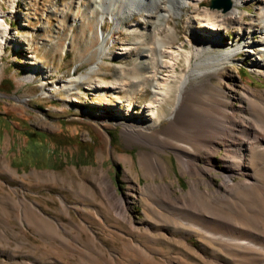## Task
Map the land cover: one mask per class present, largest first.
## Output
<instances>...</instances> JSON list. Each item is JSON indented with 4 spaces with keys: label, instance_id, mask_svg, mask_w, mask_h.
<instances>
[{
    "label": "rangeland",
    "instance_id": "374dc122",
    "mask_svg": "<svg viewBox=\"0 0 264 264\" xmlns=\"http://www.w3.org/2000/svg\"><path fill=\"white\" fill-rule=\"evenodd\" d=\"M213 1L202 0V6L223 11L212 8ZM93 2L0 0L1 26L15 35L0 45V264H237L177 225L168 207L162 211L166 218L153 212L159 207L144 194L150 183H173L180 195L189 190L192 176L182 172L170 150L157 152L167 172L152 174L141 162L153 149L128 139L123 130L132 118L127 113L138 114L154 85L170 73L168 96L156 116L166 127L180 80L190 69L209 66L207 55L231 50L244 32L227 27L219 46L197 55L200 45L191 41L188 11L170 15L165 24H145L136 16L117 26L109 15L103 20ZM12 9L14 15L8 13ZM241 10L245 29L261 25L259 3L247 2ZM133 24L139 27L132 29ZM123 47L130 50L121 56ZM147 48L156 49L152 57L158 59L150 60ZM250 55L241 50L232 56L224 83L218 77L222 72L205 79L200 98L227 92L239 106L246 87L264 93V77L255 72ZM163 60L175 63L174 73ZM98 83L107 87L95 89ZM118 84L122 87L113 89ZM223 153L215 156L216 163ZM217 167L209 176L213 182L202 189L221 190L222 165ZM107 180L128 202L127 220L106 194Z\"/></svg>",
    "mask_w": 264,
    "mask_h": 264
},
{
    "label": "bare ground",
    "instance_id": "6f19581e",
    "mask_svg": "<svg viewBox=\"0 0 264 264\" xmlns=\"http://www.w3.org/2000/svg\"><path fill=\"white\" fill-rule=\"evenodd\" d=\"M247 2H257L260 5L261 14L256 22L261 25L255 26L253 30L252 27L244 28L248 23L244 22L241 6ZM231 3L232 9L227 12L203 7L202 0H94L92 8L103 15V20L105 16H111L117 26L124 19L136 16L145 24H165L170 15L181 16L184 11H188V18L193 22L194 29L191 41L200 45L196 50L197 55L219 46L223 42L222 31L227 27H236L239 35L244 32L245 36H240L243 40L233 42L231 50L207 55L205 64L209 66H205L203 70L190 69L180 80L178 102L172 107V117L166 127L161 128V122L156 121V116L157 108L164 101L163 98L168 96L167 84L173 78L170 73L160 78L159 84L154 85L151 100L138 114L127 113L137 120H128L124 124L123 134L128 139L153 149L152 152H146L141 162L152 174L167 172L166 163L157 152L170 150L177 155L182 172L192 176L189 190L180 195L173 189V183H150L144 194L151 203L159 207L157 210L153 209V212L166 218L167 215L162 211L164 207H168L177 225L215 245L218 252L226 254L232 262L264 264V93L246 87L238 95L239 106L233 103L227 92L200 98L208 77H217L222 72L218 77L223 83L226 81L225 66L241 50L251 54L250 57L255 61V72L264 77V58L258 57L264 55V0H231ZM15 12L14 9L8 11L12 15ZM3 18L5 15L3 16L0 4L1 46L3 41L8 43L15 36L9 29L1 26L5 24ZM138 27V24L131 26L132 29ZM252 33L259 34L260 37L250 38ZM129 50L130 47L120 49L121 56ZM147 52L149 59L158 53L152 48ZM29 53L33 54L31 51ZM173 56L178 58V55ZM32 60H37L35 55H32ZM28 62L35 64L34 61ZM161 63L174 73L175 63L164 60ZM155 73L156 71L152 72V79L157 78ZM34 75L35 72L29 79ZM106 87V84L98 83L95 89ZM117 87L121 88L122 85H115L113 89ZM221 149L224 150L218 162L222 165L220 176L224 178L221 190L202 189L203 184L210 185L213 182L212 172L218 169L215 156ZM120 159L132 162L131 157L120 156ZM203 177L209 179H202ZM236 177L242 179L236 181ZM107 185L110 191L106 194H110L117 214L127 220L130 211L128 202L117 194L111 180H107ZM236 199L239 203L234 202ZM231 212H239L242 218L231 216Z\"/></svg>",
    "mask_w": 264,
    "mask_h": 264
},
{
    "label": "water",
    "instance_id": "95a60500",
    "mask_svg": "<svg viewBox=\"0 0 264 264\" xmlns=\"http://www.w3.org/2000/svg\"><path fill=\"white\" fill-rule=\"evenodd\" d=\"M212 8L223 9L224 12H227L232 9V3L231 0H214Z\"/></svg>",
    "mask_w": 264,
    "mask_h": 264
}]
</instances>
